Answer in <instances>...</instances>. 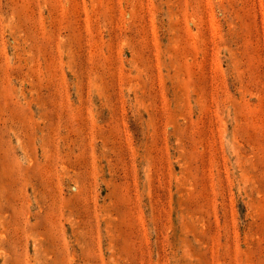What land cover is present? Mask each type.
I'll return each instance as SVG.
<instances>
[{
  "label": "rangeland",
  "instance_id": "1",
  "mask_svg": "<svg viewBox=\"0 0 264 264\" xmlns=\"http://www.w3.org/2000/svg\"><path fill=\"white\" fill-rule=\"evenodd\" d=\"M0 264H264V0H0Z\"/></svg>",
  "mask_w": 264,
  "mask_h": 264
}]
</instances>
